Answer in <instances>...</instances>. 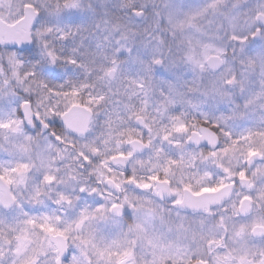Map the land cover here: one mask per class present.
I'll return each mask as SVG.
<instances>
[{
  "label": "clouds",
  "instance_id": "9594fccd",
  "mask_svg": "<svg viewBox=\"0 0 264 264\" xmlns=\"http://www.w3.org/2000/svg\"><path fill=\"white\" fill-rule=\"evenodd\" d=\"M257 222L264 0H0V264H264Z\"/></svg>",
  "mask_w": 264,
  "mask_h": 264
},
{
  "label": "snow or ice",
  "instance_id": "6c2138e0",
  "mask_svg": "<svg viewBox=\"0 0 264 264\" xmlns=\"http://www.w3.org/2000/svg\"><path fill=\"white\" fill-rule=\"evenodd\" d=\"M179 127H183V125H180ZM252 154H255L254 152ZM26 167V166H25ZM241 176H244V173H241ZM49 180L52 179V177H48ZM153 180L158 179V177H153ZM148 184H145L144 187H148ZM189 186H186V188ZM218 191L217 187H207L202 189V192H206V193H215ZM197 196L200 195V193H196ZM182 201H177V203H181ZM116 207H118L117 205H113V208L115 209ZM30 224H35L36 221L32 220L29 221ZM40 229H42L44 232L47 233H51L54 234V236L59 237V236H64L65 235V231L64 230H60L57 229L56 226L54 224L51 223H42L39 225ZM243 230V229H242ZM252 230L255 232L257 230H259L260 232H264V223H254L252 225ZM107 254L110 257L112 256H116L117 260H116V264H128V259L131 255V252L129 250H124L123 252L121 251H108L107 249H101L100 250V255H105ZM59 261V257L57 258ZM243 260V257L241 258ZM64 260L66 262H70V264H77V261L75 260V258H73L70 254H65L64 255ZM197 264H204L203 260H200L197 262Z\"/></svg>",
  "mask_w": 264,
  "mask_h": 264
}]
</instances>
